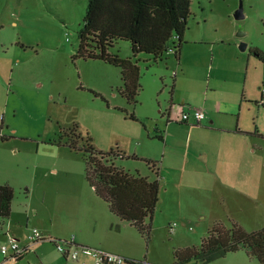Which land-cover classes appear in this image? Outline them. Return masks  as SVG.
I'll return each mask as SVG.
<instances>
[{"label": "rangeland", "instance_id": "1", "mask_svg": "<svg viewBox=\"0 0 264 264\" xmlns=\"http://www.w3.org/2000/svg\"><path fill=\"white\" fill-rule=\"evenodd\" d=\"M87 2L0 0V173L14 185L12 206L22 229H51L59 240L75 235L96 249L112 247L133 262L123 264H173L174 251L200 245L215 223L248 232L263 227L264 106L255 102L264 62L249 49L264 54V0H190L179 59L173 52L156 62L136 55L134 103L120 94V68L78 55ZM240 3L244 18L236 20ZM108 52L132 56L126 40ZM195 110L204 113L202 125L221 118L238 122L240 132L196 130ZM88 145L120 152L124 158L115 157L114 165L131 173L152 177L145 160L156 164L159 196L148 236L110 212L88 185ZM41 242L56 264L60 253ZM33 247L19 262L1 253L0 260L41 264ZM207 264L261 263L242 250Z\"/></svg>", "mask_w": 264, "mask_h": 264}, {"label": "trees", "instance_id": "2", "mask_svg": "<svg viewBox=\"0 0 264 264\" xmlns=\"http://www.w3.org/2000/svg\"><path fill=\"white\" fill-rule=\"evenodd\" d=\"M189 14L190 0H88L78 32V55L120 68V94L134 103L140 90L136 55L146 53L156 62L173 52L178 60ZM116 40L130 42L131 57L121 58L108 52ZM249 52L264 62V54L258 49H249ZM255 103L264 106L260 101ZM157 138L162 140L161 136ZM83 150L85 179L94 194L105 201L110 212L120 220L130 223L142 236H148L159 196L160 177L156 164L145 160L155 174L150 177L115 166V157L124 158L123 154L118 155L120 152L111 150L104 154L90 145ZM14 195L11 185L0 183V219L9 217ZM50 238L47 242L54 246L59 241ZM242 250L264 264V226L248 232L236 223L230 227L215 223L200 245L174 251L173 264H207ZM27 252L28 249L21 256L10 259L18 261Z\"/></svg>", "mask_w": 264, "mask_h": 264}, {"label": "crops", "instance_id": "3", "mask_svg": "<svg viewBox=\"0 0 264 264\" xmlns=\"http://www.w3.org/2000/svg\"><path fill=\"white\" fill-rule=\"evenodd\" d=\"M191 119H193L192 116H191ZM204 119L205 118H203L198 124H196L193 127H195V129L199 130V131L200 130L201 131H208V132L219 131L220 133H224V135H229V134L239 133L240 132V129L238 127V122L235 125H232V123H229L228 121H224L221 118L220 119L213 118L212 120H209L210 121L209 122L210 126H207V122L204 123L203 125L201 124ZM162 140H163V138H162ZM53 172L56 173L55 170H53ZM0 183H8L9 185L12 184L10 181H8L6 179H3L1 173H0ZM241 185H242V183H241ZM246 187H247V184L245 186L242 185V188H246ZM42 189H43V191H42L43 195L46 196V188H45V186H43ZM24 201H25L26 208L29 207V205H30L29 198H27ZM12 204H13V201H12ZM32 211H33V213L36 212V210L34 208L32 209ZM1 221H2L1 223L3 224L2 228H5V229H4V231H2V236H0V239L3 242H5L6 245L8 244V236H7V234H9V235L15 237L16 239H18L19 243L21 245H28L27 239H28L29 234L31 235V231H29V232L27 231L28 230L27 229L28 227L26 226L27 224H25V226H26L25 230L22 229V227H21L22 224L20 223V221L16 217V214L14 213V207L12 205H11V212H10L9 217L7 219H1ZM117 229L119 230L121 228H119V226H118ZM44 232H45V235H47L49 237L55 238V236H56V235H54V233L52 232L51 229H48V230H46ZM73 237H74V245L75 246H87V247L96 248L94 246H91V243L88 240L84 239V238H80V237L77 238L75 235H73ZM32 245L34 246L33 247V252H34L33 255L35 256V259L39 263H41V264H51L52 263V260L48 259L47 255L42 252V249H43L42 247H44V245H45L44 242H37V243H34ZM49 245H51L50 247H55L51 243H49ZM101 250L107 251V252H112V253H117V254H120V255L123 254L124 256L128 257L127 253H121L122 251H117L115 249H112V247H109L108 250H105V249H101ZM27 254H28V252L21 259H19L16 262H19L22 259H24L27 256ZM59 255H60V257L56 255L54 260H53L56 264H67L69 261H71V260H68L65 257H63V255H61V254H59ZM5 260L6 259H4V261ZM4 261L0 260V264H3ZM71 262H73V261H71ZM73 263L74 264H91L90 260L88 258H86V257H81L78 260V262H73Z\"/></svg>", "mask_w": 264, "mask_h": 264}, {"label": "built area", "instance_id": "4", "mask_svg": "<svg viewBox=\"0 0 264 264\" xmlns=\"http://www.w3.org/2000/svg\"><path fill=\"white\" fill-rule=\"evenodd\" d=\"M261 94L262 99L260 102L264 105V86L261 88ZM192 115L198 123L204 118V113L199 110L193 111ZM188 118V114H183L181 121L185 122ZM7 236L8 244L1 246L0 253L3 257L9 258L21 256L24 250L28 249L29 244L49 241L51 239L49 236L40 233L36 229H33L31 235L29 236L28 245H21L19 240L15 237L9 234H7ZM55 248L61 255H63V257L73 262H78L81 257L88 258L91 264H123L127 262V258L117 253L107 252L87 246H75L73 236H71L68 240L56 241Z\"/></svg>", "mask_w": 264, "mask_h": 264}, {"label": "water", "instance_id": "5", "mask_svg": "<svg viewBox=\"0 0 264 264\" xmlns=\"http://www.w3.org/2000/svg\"><path fill=\"white\" fill-rule=\"evenodd\" d=\"M234 18L236 20H241V19L244 18L242 3H240L238 9L234 12ZM237 35H238V37L241 38V37L244 36V33L243 32H239ZM246 48H247V44L245 42L241 41L239 43V49L241 51H245Z\"/></svg>", "mask_w": 264, "mask_h": 264}]
</instances>
